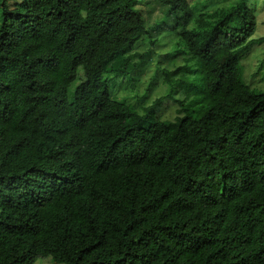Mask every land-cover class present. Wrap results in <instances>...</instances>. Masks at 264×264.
Instances as JSON below:
<instances>
[{
    "label": "trees",
    "instance_id": "trees-1",
    "mask_svg": "<svg viewBox=\"0 0 264 264\" xmlns=\"http://www.w3.org/2000/svg\"><path fill=\"white\" fill-rule=\"evenodd\" d=\"M155 1L184 63L136 108L109 81L140 0H0V264H264V90L239 82L264 35L242 1Z\"/></svg>",
    "mask_w": 264,
    "mask_h": 264
},
{
    "label": "rangeland",
    "instance_id": "rangeland-1",
    "mask_svg": "<svg viewBox=\"0 0 264 264\" xmlns=\"http://www.w3.org/2000/svg\"><path fill=\"white\" fill-rule=\"evenodd\" d=\"M240 1L250 8L256 18V25L251 38L257 41L259 37L264 35V0H190L197 7L196 11H212L229 2ZM5 3L6 7L11 8L20 5L21 0H6ZM137 7L144 19L145 32L130 47L125 56L118 59L121 69H133L135 79L131 82H119L113 78L109 83L110 89H114L112 94L118 98H125L126 102H131L136 108H139L140 105L148 103L154 96L167 93L168 87L162 83V69H172L184 61L181 51L175 49L174 43L177 37L175 38L174 32H170L174 15L169 14L167 7L155 0H140ZM152 39H154L153 42ZM35 44L36 41L28 39L13 50L27 53ZM239 64L241 65L239 82L261 91L264 90V40L259 43L253 42L250 51L240 59ZM109 76H112L111 73ZM126 78L129 79V76ZM76 85L80 92L85 91V83L81 79H77ZM144 91H146L145 97L140 99ZM182 94L183 92L179 91L175 96ZM134 95L138 97H134ZM176 106L173 101L166 100L158 110V116L166 119L172 118ZM33 264L65 263L53 261L47 256L37 259Z\"/></svg>",
    "mask_w": 264,
    "mask_h": 264
}]
</instances>
